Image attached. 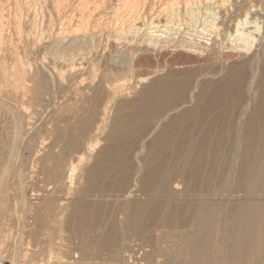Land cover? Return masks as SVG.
I'll return each instance as SVG.
<instances>
[{
	"label": "rangeland",
	"instance_id": "374dc122",
	"mask_svg": "<svg viewBox=\"0 0 264 264\" xmlns=\"http://www.w3.org/2000/svg\"><path fill=\"white\" fill-rule=\"evenodd\" d=\"M87 1L0 0V200L11 202V210H6L5 205L0 204V256L8 264H186V260L179 262L178 259L174 260L172 255L181 236L190 232L183 226V223L185 224L183 221L186 220H184L186 213L183 211L185 192L178 194V197L167 196L163 192L154 195L156 193L154 185L156 186L157 182L153 180L152 183L146 182L135 176L143 168V159L147 161L152 156H160V161L147 166L148 169L151 166L157 167L159 165L157 163H164L166 158L172 156L173 145L180 142L179 135L176 134L178 137L176 135L168 137L172 147L166 149L164 142L160 145L155 142L152 148L150 146L157 135L152 129L166 116L167 111H170L171 115L173 108L174 112L177 110L180 112L195 107L200 102L201 114H205L203 119L205 127L202 122L197 132L203 134L202 131L205 132L204 129L209 127L213 129V138L217 139L220 126L227 125L228 123L225 124L227 119L229 121L231 118L233 123L244 122L245 113L257 104L258 97L264 98V85L257 80L259 78L257 71L249 69L232 71L229 66L218 69L210 66L202 69V75L207 73L209 79H225L224 82L218 84V89H215L217 91L209 89L207 92L206 90L200 92L199 87H195L187 91L185 94L187 97L181 94L180 96L176 90L174 91L175 96L172 95L169 99L174 100V105L173 101L170 102L172 104L167 103L170 105L168 109L171 110L159 108V117L151 121V127L140 130L130 137L132 145L130 152L120 155L122 160L118 164L125 166V160H130L127 162L134 169L133 176L130 172L129 178L123 181L115 179L111 176L113 174L102 171L104 168H101L102 170L98 169L100 171L98 176L90 177L87 172L97 164L103 163L101 160H104L107 151L109 154L117 155L120 142L115 138L129 131L126 126L141 108H144L142 113L145 115L142 113L139 115L144 119L151 115L145 108L160 107L161 99L155 98V89L151 91L149 88H152L149 86L155 87L159 82L160 84L175 83L178 80L180 82L184 78L193 77L194 73L191 74L188 67L175 73L173 67L178 63L177 53L167 54V50L157 53L158 56L150 61L139 60L135 47L141 45L144 31L128 35V40L121 38L117 33L128 25H141L148 21L146 19L153 17L161 21L157 5L164 4L167 0L159 2L130 0L131 4L125 3V0ZM170 1L183 8L193 4L192 7L204 6L208 0ZM228 1H233L234 6L229 9L233 8L234 13L229 11L232 19L226 22H231L226 23L228 27L225 25L221 32L223 34L221 38L227 42L224 47H231L233 43L230 35L234 32V22L244 20L251 10L255 12L247 16L248 21L258 22L260 32H257L256 38L264 40V0L226 2ZM252 30L254 29L250 31ZM200 31L201 27L193 36L196 41L199 37L209 38ZM191 32L187 38H192L190 35H193L195 30L192 34ZM255 47L257 48V45ZM125 48L129 52L124 51ZM218 66L220 67L219 64ZM234 75L242 79L240 83L232 78ZM41 78L48 83V90L43 93H40L38 88ZM196 78L194 76V81L198 79ZM104 86L105 89L106 87L111 89V97L108 98L110 109L104 127H100L98 135L92 131L93 128L90 131L85 129L83 134L85 139H82L84 149H78L76 146L70 149V155L67 154L65 157L67 160L64 162V168L70 166V174L63 179L61 175L56 179H50L45 171L46 159L61 154L67 141L66 131H73L79 128L80 123H84L93 107L91 95L94 96L96 90L99 91ZM144 95L146 98H143ZM101 97V102H105V98ZM219 101L222 106L216 103ZM101 102L100 108H103ZM152 114L155 115L154 112ZM198 120L190 119L188 123L196 122L197 128ZM116 123H120V128L124 127L121 132L117 133L119 125L117 128ZM206 124L210 126L207 127ZM233 133L228 136L226 142L228 145L225 143L230 150L226 155L228 161L233 160V148L236 139H239V135ZM195 134L197 135L196 132ZM75 157L77 161H74ZM183 175L182 179L180 177L178 179L184 183L183 187L187 185L185 186L189 190L186 189L188 190L186 194L189 192L188 197L191 198L197 196L195 189L198 188L199 182L190 179L188 174ZM222 179L221 176V180L219 178L217 182L220 184V181L221 183L223 181L224 187H230V184H227L228 180ZM53 184L56 190L48 199L54 201L57 206L63 204L66 209L58 210L57 213L49 211L46 214L42 211L44 217L41 222L35 219L33 212L24 211V203L31 198V202L37 207L35 197L39 198L38 195L45 186L51 188ZM4 186L5 193L3 189L1 190ZM174 197L178 199L175 201ZM165 201L171 202L172 205L177 203L182 205L177 204L179 207L176 205L180 211L176 212L178 215L176 218H172L174 219L172 224L163 217ZM83 202L90 203L95 210L77 215L71 212L70 207L68 208V205ZM150 203L153 208L148 206ZM145 204L149 212L144 224L137 230L132 229L127 220L133 214L135 216L136 209ZM39 223H42V226ZM74 254H78L79 258L74 259ZM259 264H264V261Z\"/></svg>",
	"mask_w": 264,
	"mask_h": 264
},
{
	"label": "bare ground",
	"instance_id": "6f19581e",
	"mask_svg": "<svg viewBox=\"0 0 264 264\" xmlns=\"http://www.w3.org/2000/svg\"><path fill=\"white\" fill-rule=\"evenodd\" d=\"M129 1L130 0H125V3H128ZM226 1L208 0L204 6L198 5L197 7L196 6L192 7L194 5L193 4L191 6H185L183 8H180V6L178 5L179 6L178 7L173 1L167 0L166 3L164 4L158 3L157 5L158 6L157 13L160 16L161 21L158 20V18L153 17L151 19H146L148 21H146L141 25L131 24L128 25L127 28L122 29L119 32L117 31L118 35L125 40L129 39L128 35L131 34L134 35L135 33H137V31L140 30L144 31L143 40L140 43L141 45L135 47L136 48L135 50H137V55H139L138 56L139 60L150 61L154 59L153 57L158 56L160 52L167 50L166 52L167 54L177 53L178 63L174 64L175 66L173 67L175 73H178L180 69H184L185 67H188L190 68L191 74L194 73V75L193 77H189L187 79L184 78L180 82H178L179 80L177 82L175 81V83L169 82V83L160 84L159 82V84L155 86L158 89L150 85L149 87H151L152 89L149 88V90L154 91L155 89L154 91L155 98L161 99V101L159 102L160 107H157V109L156 107H153L154 102H152V106H151L153 108H150L147 105L149 108L148 107L145 108L146 112L151 113V115L149 116L147 115V118L144 119H141L139 115L142 113V111H144V108L143 109L141 108L140 112L138 113L136 112L137 114L135 115V117H133V119L129 121V123L130 122L131 123L126 126L127 130L129 131L115 138V140L120 142V147L118 148L117 155L111 153L109 154L107 151L105 153L106 155L104 157V160L103 161L101 160V162L103 163L97 164L96 166L92 167L89 170V172H87V174L90 175V177L98 176L99 175L98 173L100 172L98 169L102 170L104 168L102 171L105 170V172H109L110 174H113L111 176H113L115 179L126 181L127 180L126 178H129L130 172L132 175L133 167H131V165L128 164L127 162L130 160H125L126 161L125 166L119 165L118 162L122 160V157H120V155L131 149L132 145L129 141V138L134 136V134H136L140 130H144V129L147 130V128H150L151 121L159 117V111H158L159 108H164L165 110L166 109L171 110L168 109L170 105L168 106L167 103L173 101V105H174V100L169 101L172 95L175 96L174 91L176 90L179 95L180 94L185 95L188 90L195 89V87H199L200 90L199 89L198 90L200 92H203L204 90H206L207 92L209 89H213V90L218 89L217 88L218 84L220 82L221 83L224 82L225 79H221V80L220 79L216 80L211 78L209 79L207 73L202 75L201 74L202 69H207L210 66H212V68H217V69L228 68L226 66H229L231 67L232 71L233 70L241 71L245 69L257 71L259 75V78L257 77L258 78L257 80H259V82L264 85V40L263 39L260 40L256 38L257 32H260L258 22L248 21V17H247L248 15L254 13L255 10L249 11V14H247L246 17H244V20L236 21V23L234 22V32L232 35H230V39H232L233 43L231 47L225 48L224 46L227 45L226 44L227 42L225 43L224 38H221V36L223 35L221 32L222 29H224L223 27H225L227 23L226 21L231 18L230 14L234 13L232 10L233 8L231 10L229 9L231 8V6L232 7L234 6L232 4L233 1L232 2L229 1L226 2ZM229 11L232 12L230 13ZM195 27L198 28L201 27L200 32H203L202 35L208 36L209 38L206 37L203 39V37H201L200 39L199 37L200 40L198 39L196 41L193 36L195 33H197L198 28L194 29ZM251 29L254 30L250 31ZM194 30L195 32L193 33ZM189 32H191V34L193 33V35H190L192 38L186 37L189 35ZM226 33L225 35H227L229 32L227 34ZM256 45L257 48L255 47ZM126 46H128V44ZM156 49H158L159 51H156ZM124 51H128V49L125 48ZM218 64L220 65V67L218 66ZM194 76L195 78L196 77L198 78V79L196 78L197 79L196 81H194L193 79ZM232 78L237 83H240L242 80L240 77H237L235 75ZM39 84L40 87L38 88L40 93H43L48 90L47 87L48 83H46V81L43 80L42 78ZM96 92L97 93H95L94 96L91 95V97H93L91 98L93 107L92 109H90L91 114L86 118L85 120L86 122L83 120L84 123L82 124L80 123L79 128L73 131H66L67 141L63 146V150L61 151V154L51 158H49L50 157L49 156L48 157L49 159L48 158L46 159L47 164L46 163L45 164L47 165V168L45 167L46 168L45 171L48 173L50 179H56L60 175L63 179L64 176L67 177L68 174H70V166L69 168L68 167L64 168L65 165L64 162L67 160L65 159V157L67 154L70 155L69 153L70 149L75 148L76 146L78 147V149H84L85 145H83L82 143H84L83 140L85 139V136L83 135L85 129H88V131H90L93 128L92 131L95 133V135L96 134L98 135V132L100 131V127L101 128L104 127L106 115L108 110L110 109V102L108 98L111 97V89L108 87H106L105 89L104 86V88H101L99 91L96 90ZM204 95H206V93ZM101 96L105 98V102H101L102 101ZM143 98H146L145 95ZM201 98L203 99V97ZM157 99H155V101H157ZM146 100L147 99H145V101ZM188 100L190 102L192 101L191 99ZM221 101L216 103L219 104L220 106L222 104ZM100 102L103 103V108H100L101 106ZM184 103L186 102L184 101ZM256 103L257 104H255L253 108L251 109L249 108L250 110L246 112L247 114L245 113L244 122L235 121V123H233L231 122L232 119L230 118L229 120L230 123H229L227 119L226 123L225 122L224 123L225 124L228 123V124L225 126L223 125L220 126L221 129H219L218 132L219 136L217 137V139L213 138L214 136V133L212 132L213 129H210L208 127L210 125L206 124L208 129H204L205 132L202 131L203 134L197 132V129H200L202 124L204 123L203 119L205 117V114H201L202 110L200 109V105H199L200 102L198 103V105H195V107L184 109L181 110L180 112H177L178 110L174 112L175 109L173 108V114L171 115H170V111L166 110L167 111L166 116L161 120H159L158 124H156V127L152 129L157 134L154 137L155 138L154 143L152 145L150 144L151 145L150 147L152 148L155 146L154 145L156 144L155 142H158L157 144L159 145L161 142H164V146H166L164 148L166 149L169 146L172 147L168 137L175 136L176 134L179 135V140H180L178 144L173 145L172 148L174 152L171 157L165 159L166 161L164 163H157L159 164L157 165V167L154 165L155 167L151 166L150 169H148L147 166L150 163L160 161V156L158 155L152 157L150 156L151 158H149V160L147 161L143 159L144 161L143 168L140 169V172L135 174L137 179H142L144 181L146 180V182L147 181L151 182V180L157 182L155 183L157 185L156 186L154 185L156 189V193L154 192L155 193L154 195L158 193L161 194L163 192L167 196L173 195L178 197L177 196L178 194L181 193L184 194L183 192H185V197L183 196V198L185 199V203L182 204L184 205L183 211H185L186 213V218L184 217V220L185 219L186 220L183 221L185 222V224L183 223V226L188 228L190 232L181 236L180 240L177 242V246H176V242H174L176 246V248H174L173 251L174 254H172L174 260L178 259L179 262L180 260L182 261L186 260L187 261L186 264H259L264 261V98L263 96H259ZM153 112L155 113V115L152 114ZM195 118L199 119L197 122L199 126L197 128L195 124L196 122L194 124L188 123L190 119L196 120ZM223 119H225V117ZM221 121L224 120L221 119ZM97 124L99 126H97ZM212 124L214 125V122ZM115 125L116 127L117 125H119V129H116L117 133L121 132L122 129L124 128V127L120 128V123H116ZM203 127H205V123ZM216 128L214 129L216 130ZM195 132L197 133V135L195 134ZM232 132L237 133L239 135V139H236L235 136L237 142L233 148L234 153L231 150V153H233V160L228 161L229 159H227L228 157H226V155L227 152H230V150L227 148L228 146L226 147L227 144L226 142L228 140L229 134ZM171 140H173V138ZM218 159L219 161H217ZM72 160L73 159L71 158V161ZM191 160L192 162H190ZM74 161H77L76 157ZM183 174H188L190 179H193L195 182L196 181L199 182V185L197 184L198 188L197 189L194 188L195 192L197 193V196L194 197L192 196L193 198H191V196L188 197L189 192L188 194H186L187 191L189 190L188 188H186L187 185L186 184H185L186 186L184 185L185 187L184 189L183 187L184 183H182V181L178 179V177L181 178ZM221 176L223 178L222 180H224V178L228 180L227 184H230V187L227 188L224 187V185H222V183L224 184V182L222 181L221 183L220 181ZM219 178L221 185L219 184V182H217L218 181L217 179ZM191 184L193 183L191 182ZM207 185L210 187H208ZM2 189L3 192L5 193L6 187L5 186L1 187V190ZM55 190L56 187H54V184L53 187L51 188L49 186H45V189H43L41 191V194L38 195L39 198L35 197L34 199L37 200L38 202L37 207L34 206L35 203L31 202L32 199L28 198V200L25 201L24 203L25 204L24 211L33 212L35 219L42 222V218L44 217V216L42 217V211L44 212V214H46L49 211L51 212L56 211L57 213L58 210L66 209L65 206H63V204L62 205L59 204L57 206V204L54 201L48 199L49 195L53 194ZM3 192L2 195L4 194ZM176 197H174L173 199H175ZM173 199H170L171 202L173 201ZM177 199H175V201ZM160 202L158 203L160 204ZM10 203L11 202L6 200L5 201L0 200V204H4L6 210H11ZM161 203H163V201ZM170 203L166 202L165 206L163 204L165 209H163L162 211L165 210L164 211L165 216H163V214L160 215L163 216L165 219H167V221H171L169 223L172 224V220H174L172 218H176V216H178L176 212L179 210V208H177L176 205L179 203L177 204L173 203L175 205H172ZM146 204L145 206L143 205L142 207L136 209L135 216L134 214H133L134 217L132 216L133 218L132 217H130L129 219L127 218L128 225L132 226L133 227L132 229L137 230L140 227V225L142 226V224H144L143 222L144 220H146L145 218L148 215L147 212H149L145 208ZM179 205L177 206L179 207ZM148 206L153 208L151 206V203ZM150 207H148L149 210ZM68 208L71 210L72 213L77 215L87 214L94 209L90 203L88 204L84 202L78 204L73 203L70 206L68 205ZM162 211L160 210V213ZM185 213L183 215H185ZM169 223L167 224L169 225ZM39 224L42 226V223ZM73 258L78 259L79 255L74 254Z\"/></svg>",
	"mask_w": 264,
	"mask_h": 264
},
{
	"label": "built area",
	"instance_id": "2783aa9c",
	"mask_svg": "<svg viewBox=\"0 0 264 264\" xmlns=\"http://www.w3.org/2000/svg\"><path fill=\"white\" fill-rule=\"evenodd\" d=\"M0 264H8V262L5 261L4 258L0 256Z\"/></svg>",
	"mask_w": 264,
	"mask_h": 264
}]
</instances>
